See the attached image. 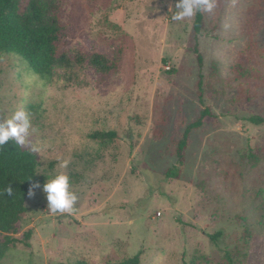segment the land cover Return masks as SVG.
<instances>
[{
	"label": "rangeland",
	"instance_id": "obj_1",
	"mask_svg": "<svg viewBox=\"0 0 264 264\" xmlns=\"http://www.w3.org/2000/svg\"><path fill=\"white\" fill-rule=\"evenodd\" d=\"M37 1L62 25L60 52L84 61L54 68L48 83L0 54V121L28 112L38 179L66 174L78 199L52 213L43 187L27 195L0 232V246L12 242L0 264H107L138 252L140 264H264V125L245 120L264 118V0H215L197 36L194 17L172 19L177 0ZM28 2L17 0L20 15ZM94 54L118 70L97 74ZM204 107L216 118L190 134L180 178H165ZM108 132L116 137L90 138Z\"/></svg>",
	"mask_w": 264,
	"mask_h": 264
},
{
	"label": "trees",
	"instance_id": "obj_2",
	"mask_svg": "<svg viewBox=\"0 0 264 264\" xmlns=\"http://www.w3.org/2000/svg\"><path fill=\"white\" fill-rule=\"evenodd\" d=\"M203 25V11L194 16L193 31L197 36ZM62 25L54 14L45 16L37 0H29L27 12L20 15L17 12V0H0V54L14 55L27 64L28 70L39 76L46 82H51V72L54 68L67 69L74 65H80L84 61V55L77 52L74 58L60 52ZM249 48L246 49V53ZM198 67L201 69L203 57L195 43L192 49ZM253 53V50H251ZM247 56H242L238 64L246 61ZM90 66L101 76H108L119 68L117 60H110L101 54H94L89 59ZM246 72L247 69H244ZM201 78V76H200ZM199 100L202 102L201 81L196 83ZM216 116L209 107H204L198 117L189 123L177 142L175 155L176 164L167 169L165 178L179 179L184 166L185 150L189 136L193 131L200 129L206 121L214 120ZM253 126L264 125V118L250 116L245 119ZM116 137L115 132L94 133L90 135L92 140H111ZM257 164L254 156L250 157ZM37 156L29 148L17 145L14 140L0 147V232L7 230L12 218L18 212L25 209V201L29 189L34 184L43 187L44 183L37 177ZM12 188V194L8 195L5 189ZM32 232L24 234L29 239ZM221 232H216L209 237L212 243H216ZM18 243V241H13ZM12 242H6L0 246V261L7 252V246ZM28 246V244H26ZM141 252L131 258L107 264H140ZM227 264H235L230 255H226ZM75 264H86L77 261Z\"/></svg>",
	"mask_w": 264,
	"mask_h": 264
},
{
	"label": "clouds",
	"instance_id": "obj_3",
	"mask_svg": "<svg viewBox=\"0 0 264 264\" xmlns=\"http://www.w3.org/2000/svg\"><path fill=\"white\" fill-rule=\"evenodd\" d=\"M215 6V0H177L176 13L172 16L175 21L185 18H192L197 12H211ZM35 130L32 127L30 114L22 108L15 111L10 119L0 121V147L14 140L17 145H29V150L38 153L41 148L29 143V136ZM68 161L63 160L59 167L66 169ZM40 187L38 184L32 185L28 196L31 198L35 194V189ZM69 177L66 174H57L53 179L44 183L42 192L47 201V207L52 213H71L73 205L78 197L74 192L69 191ZM8 195L12 194V188L5 189Z\"/></svg>",
	"mask_w": 264,
	"mask_h": 264
}]
</instances>
